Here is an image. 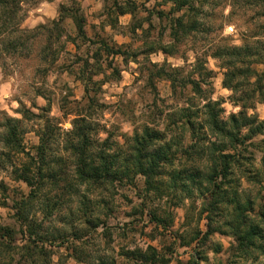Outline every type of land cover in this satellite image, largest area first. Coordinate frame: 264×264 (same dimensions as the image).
<instances>
[{"label":"rangeland","instance_id":"374dc122","mask_svg":"<svg viewBox=\"0 0 264 264\" xmlns=\"http://www.w3.org/2000/svg\"><path fill=\"white\" fill-rule=\"evenodd\" d=\"M76 1L85 18L84 30L89 41L77 35L70 18L57 25L52 23L58 18L59 6L67 4L68 0H27L21 4L20 28L33 29L42 24L50 32L31 35L17 52L1 51L0 227L11 230L13 236L12 240L7 239L10 246L0 250V264H143L137 253L148 246L170 257L168 264H264V256L257 255L258 252L238 253L229 235L215 232L205 240L202 235L193 239L196 229L206 231L205 220L198 218V203L185 200L174 206L178 196L157 198L154 194H148L143 201L141 179L135 185L111 187L108 192L93 187L79 189L76 185L48 186L54 189L49 194L50 204L57 200L54 194L60 193L62 200L56 207L50 206L49 211L36 204L30 213L41 231L52 233L43 245L51 254L44 259L39 256L38 248L33 252L23 248L26 237L12 207L29 189L22 181L13 180V171L23 170L30 161L24 154L17 155L3 147L6 118L22 119L20 113L24 109L42 117V120L23 119L22 145L31 156L38 145L35 130L46 116L62 134L71 128L70 122L75 116L90 114L99 128L112 132L120 141L144 125L162 129L167 123L165 115L194 97L190 84L183 86L178 82L199 80L195 64L201 56L206 69L211 71V78L209 87L200 85L205 89L200 96L220 101L226 117L239 108L231 102V91L222 86L221 61L212 58L211 53L218 47L246 44L264 49V0H217L197 16L198 29L179 40L171 35L170 22L171 17L179 14H172L169 3L160 0ZM117 5L134 6V11L117 15ZM186 14L185 21L190 20V15ZM228 27H232L231 32ZM102 43L120 49L123 55L107 56L99 50ZM48 45L50 50L45 51ZM163 45L167 46L168 53L160 50ZM54 51L59 52L52 63L49 53ZM255 70L261 74L264 64L256 65ZM167 72L177 80L174 92L164 76ZM89 77L95 81V84L88 82L89 95L95 104L87 109L84 89ZM194 98L195 103H200L197 96ZM248 113L263 119L264 101ZM100 137L105 134L101 133ZM184 142H188L187 136ZM260 156L261 153L256 154L257 159ZM59 168L66 172L68 181H73L69 162L60 163ZM243 186L246 195L255 202V211L264 209V182L262 188L246 183ZM65 192L72 195V202ZM82 192L100 200L98 207L94 202L86 203L85 207L79 204L76 195ZM157 210L171 211L173 222L165 232L162 228L157 230V223L150 217L149 212ZM84 212L97 215L98 220L83 224L80 218ZM159 231L165 235L160 236Z\"/></svg>","mask_w":264,"mask_h":264},{"label":"trees","instance_id":"16d2710c","mask_svg":"<svg viewBox=\"0 0 264 264\" xmlns=\"http://www.w3.org/2000/svg\"><path fill=\"white\" fill-rule=\"evenodd\" d=\"M26 1L0 0V58L2 50L17 52L27 44L31 35L50 32L42 24L33 29L20 28L23 19L20 15L21 4ZM160 1L172 5V14H179L170 20L171 35L179 40L181 36L198 29L200 20L197 16L203 13L204 7H212L217 0ZM133 11L134 6L117 5L116 13L124 15ZM186 13L190 15V20L185 21L188 18ZM65 18L72 20L80 38L89 41L84 30L85 18L76 0L61 4L58 18L52 23L57 25ZM101 46L100 52L107 56L123 55L120 49H113L106 43ZM49 48L48 45L45 51ZM159 48L168 53L167 46ZM57 52L49 53L52 63L57 59ZM211 57L221 61L224 70L222 86L231 91V102L239 108L236 113L226 117L220 101L200 96L205 90L200 85L209 87L211 78V71L206 69L201 56L195 64V69L199 70V80L178 82L183 86L190 84L194 97L197 96L200 103H195L192 97L186 105L165 115L167 123L162 129L144 125L120 141L113 137L112 132L99 128L90 119V114L75 116L70 122L71 128L62 134L59 128L51 125L53 120L46 116L43 124L35 130L38 145L34 156H31L22 145L23 119L31 120L32 117L42 120V117L24 109L20 113L22 119H5L3 147L11 153L24 154L30 161L23 170L13 171V180L22 181L29 189L27 195L22 196L12 207L21 232L26 237L23 248L27 252L38 248L39 256L44 259L51 254L43 245L48 234L53 236L52 233L41 231L30 213L36 204L49 211L50 206L54 208L60 203L62 199L58 193L53 195L57 200L50 204L49 194L54 189L48 186L64 188L76 185L79 189L93 187L108 192L111 187L135 185L141 179L145 193L143 201L148 194H154L157 198H162V195L178 196L174 206H179L185 200L198 203V218L205 220L206 231L196 229L193 239L202 235L205 240L217 232L231 236L238 253L253 255L258 252L257 255L264 256V209L255 211V202L246 195L243 186L246 183L262 188L264 182V118L248 113L249 109L264 101V71L259 74L255 70L256 65L264 64V49L258 50L250 44L222 46L214 49ZM203 73L205 78H202ZM164 76L170 81L174 92L176 78L169 72ZM86 81L84 92L87 109H90L95 101L89 95L88 82L95 84V81L91 77ZM38 109L47 112V109ZM101 133L105 137L101 138ZM185 136L187 143L184 142ZM258 137L263 138L256 140ZM257 153H261L259 159L256 158ZM66 162L72 167L73 181H68L66 172L59 168L60 163ZM68 196L72 202V195L69 193ZM76 198L83 207L86 203L94 202L97 206L101 202L83 192L78 193ZM160 212L150 211L149 214L157 223L156 229L162 228L165 232L173 222L171 211ZM80 219L83 224H89L98 220V217L84 212ZM0 230L1 250L2 247L10 246L7 239L12 240L13 235L7 228L0 227ZM159 232L160 236L165 235ZM30 244L39 247H31ZM137 254L143 264H168L171 260L152 246Z\"/></svg>","mask_w":264,"mask_h":264},{"label":"built area","instance_id":"2783aa9c","mask_svg":"<svg viewBox=\"0 0 264 264\" xmlns=\"http://www.w3.org/2000/svg\"><path fill=\"white\" fill-rule=\"evenodd\" d=\"M228 30H229V32H231L232 31V27H228Z\"/></svg>","mask_w":264,"mask_h":264}]
</instances>
